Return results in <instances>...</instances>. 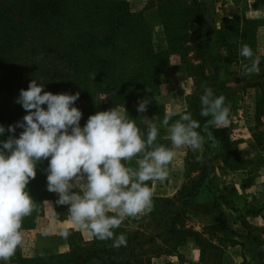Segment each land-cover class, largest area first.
Segmentation results:
<instances>
[{
    "label": "rangeland",
    "instance_id": "1",
    "mask_svg": "<svg viewBox=\"0 0 264 264\" xmlns=\"http://www.w3.org/2000/svg\"><path fill=\"white\" fill-rule=\"evenodd\" d=\"M195 1L200 9L194 0H0V150L23 131L8 126L27 114L16 101L32 80L54 94L79 92L73 106L82 111L81 127L98 111L124 107L145 138L149 124L185 105L205 143L197 152L181 148L182 163L172 162L168 179L155 186L150 214L114 230L138 232L123 254L128 264H264V0ZM244 44L260 57L258 75L241 74L250 63L239 54ZM73 64L81 75L76 88L68 81ZM206 87L230 106V124L209 127L215 140L203 131L211 117L200 114ZM145 98L147 110L138 112ZM162 126L159 134L169 127ZM157 140L172 147L166 136ZM48 163L38 162L27 186L37 208L23 220L24 247L0 264H59L76 245L116 249L112 240L72 229L69 206L47 190ZM178 169L182 185L164 192ZM49 227L70 235L43 236Z\"/></svg>",
    "mask_w": 264,
    "mask_h": 264
},
{
    "label": "clouds",
    "instance_id": "2",
    "mask_svg": "<svg viewBox=\"0 0 264 264\" xmlns=\"http://www.w3.org/2000/svg\"><path fill=\"white\" fill-rule=\"evenodd\" d=\"M239 54L250 61L241 66V74L258 75L261 61L252 48L244 44ZM78 98L79 92L44 91L36 80L20 90L16 102L27 114L9 125L8 131L14 133L16 127L23 131L18 138L10 136L2 142L0 150V261H10L24 247L23 220L37 208L27 186L37 175L38 162L49 161L47 190L58 194L57 205L69 206L72 229L101 241L112 240L113 247L119 248L127 245L126 236H116L114 230L128 218L140 219L153 211L155 184L168 179L176 149L197 152L205 143L197 131L200 123L186 108L165 111L164 126L179 117L168 127L172 147H166L156 143L159 129L155 124L148 125L145 138L124 107L98 111L81 127L82 111L73 106ZM200 101V114L211 117L203 126L211 140L210 126L230 124V106L224 95L215 96L210 87ZM149 102L147 98L140 101L137 111L145 112ZM4 132L0 125V134ZM133 161L135 167L130 166ZM41 234L67 239L70 231L49 227Z\"/></svg>",
    "mask_w": 264,
    "mask_h": 264
},
{
    "label": "trees",
    "instance_id": "3",
    "mask_svg": "<svg viewBox=\"0 0 264 264\" xmlns=\"http://www.w3.org/2000/svg\"><path fill=\"white\" fill-rule=\"evenodd\" d=\"M196 1L194 0V6L198 8V4L195 3ZM70 56V54H69ZM73 72L71 76L69 77L68 81L71 83H75L73 85V88L77 87V84H79V80L81 78L80 75V68H78V64H73ZM82 75L89 73V70L86 72L85 70L81 72ZM143 127V126H141ZM144 128V127H143ZM145 129V128H144ZM160 140H157L156 143H159ZM164 143H169V140H165ZM184 188V186H183ZM183 190H180L178 193H182ZM169 202V199L166 200ZM219 215L223 216V212L219 210ZM219 219L214 220V224L218 225ZM214 225V226H215ZM116 230H120L117 228ZM174 232V230H173ZM167 234V232H166ZM170 232H168V235ZM123 235L126 236L127 240V245L126 246H121L119 248H110L108 246H96L95 244H88L86 246H79L76 245L74 248L71 249V251L66 255V259L64 262H59V264H85L88 262L89 259H95L100 262V264H128L129 261L127 258L124 256V251L129 247L130 243L133 241L135 237L138 236V232H126ZM63 257V256H61ZM133 262V260H131ZM135 263H138L135 261Z\"/></svg>",
    "mask_w": 264,
    "mask_h": 264
},
{
    "label": "crops",
    "instance_id": "4",
    "mask_svg": "<svg viewBox=\"0 0 264 264\" xmlns=\"http://www.w3.org/2000/svg\"><path fill=\"white\" fill-rule=\"evenodd\" d=\"M179 93H181V96L179 97V99L181 98V102L183 101V103L185 104V101L183 100V96H182V95H184L183 91L181 90V92H179ZM180 109H185V105H180ZM154 124L157 126V128L159 130L163 129L162 128L163 127L162 124H160L159 122L154 123ZM164 129H168V127L164 128ZM164 136H166V137L168 136V130H167V132L165 134H163V132H161L158 135V137H164ZM213 140H215L214 137H213ZM176 152H177V155H176L175 159L173 160V162H177L178 161V163H180V162L182 163V161H183L182 157L184 155V152L181 151V149L179 151L176 150ZM182 177H183L182 169H178L177 171H175V173L173 172V176L171 177V180H173V181L170 180L168 182L167 186H162L163 187V191L164 192L165 191H169V193L174 194L180 188V186L183 183V178ZM159 185H160V182H156L155 186L159 187Z\"/></svg>",
    "mask_w": 264,
    "mask_h": 264
}]
</instances>
